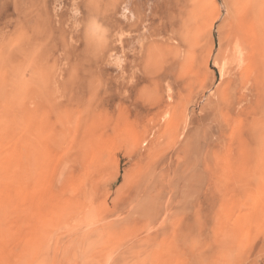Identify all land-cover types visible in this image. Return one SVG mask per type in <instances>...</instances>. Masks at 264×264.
<instances>
[{"label":"rangeland","instance_id":"rangeland-1","mask_svg":"<svg viewBox=\"0 0 264 264\" xmlns=\"http://www.w3.org/2000/svg\"><path fill=\"white\" fill-rule=\"evenodd\" d=\"M0 1V264H264V103L223 0H132L134 44L123 0Z\"/></svg>","mask_w":264,"mask_h":264},{"label":"bare ground","instance_id":"bare-ground-1","mask_svg":"<svg viewBox=\"0 0 264 264\" xmlns=\"http://www.w3.org/2000/svg\"><path fill=\"white\" fill-rule=\"evenodd\" d=\"M7 2H9V1L7 0ZM103 2H104V5L109 4V2H107V0H103ZM5 4H7V3H5ZM146 5H147L146 6L147 11L145 13V16H143V11L141 10L143 8V5H142L141 9L138 7L133 8L132 7V0H123L121 5L119 6V7H121L120 12H118V14L120 15L119 17H121L123 20H125V24L127 23L128 26L133 27L134 26L133 23H139L140 24L141 22L145 21L144 23H142V25H143V27H141V28H143L142 32H140L141 31V29H140L137 32L138 34L136 36H133L132 32L130 33L129 36L134 37V39L131 38L133 41L132 44L139 43L141 41V39L145 33L144 26H146V23L148 22V20L150 19L151 15L153 13V11H152L153 6L151 5V3L148 2V4H146ZM5 6H7V5H5ZM5 6H4V8H5ZM8 6L5 8V10H6L5 16L6 17L11 15L10 13H8V11H9ZM223 6L225 7L226 16L223 19V22H221L222 25L219 24V30L218 31L220 32V35H219L220 36V39H219L220 40L219 41L220 48H224V46H226V41L227 42L229 41L233 46V48L231 47V49H233V51L231 50L232 51L231 55L233 54L232 56H233L234 60L238 61L237 62V64H238L237 70L239 73L238 78L243 76L244 73H249L248 78L250 79V81H248V79H247V81L249 82L250 86H248V83H247V87H246V85L244 86L245 87L244 89H246V94L245 93L242 94V96H240L239 98L241 100H244L247 96H250L252 98V100L255 101V103L260 105V103H264V0H223ZM2 7H0V8H2ZM164 7H165L164 9L167 8L166 6H164ZM106 8H108V7H105L103 11H102L101 7L97 8L96 10L102 11L104 14H106V12H107ZM144 10H145V7H144ZM166 11H168V10L166 9ZM73 12H74V16H76V14L78 13L77 7L73 8ZM1 13H0V18H3L4 14L2 15ZM3 13H4V11H3ZM167 15L169 16V14H167ZM74 16H72V17H74ZM143 17L145 20L143 19ZM165 23L166 24H165L164 28L166 30L169 27L167 26L168 25L167 21ZM169 23L171 25V22H169ZM179 40H181V39H179ZM227 49L229 50V47ZM222 51H223V49H222ZM218 53H219V51H218ZM218 53H217V59L219 56ZM139 58H141V57L136 56L137 61ZM227 60L228 59H226V61ZM140 62H141V59L138 62L139 65H140ZM223 62H224V60H223ZM224 64H226V63L225 62L223 63V67L220 70L221 76H225L226 73L230 70L229 69L226 72ZM234 71H233V73H234ZM233 73L231 72L230 74L233 76ZM232 76H231V78H232ZM233 78H232V80H233ZM142 81H145V80L141 76H138L136 78L135 83H133L132 86L129 88V92L131 93L135 89H137L136 88L137 85H139V83ZM230 85H232V84H230ZM239 106H241V105H239ZM237 108L238 107H236V109Z\"/></svg>","mask_w":264,"mask_h":264}]
</instances>
